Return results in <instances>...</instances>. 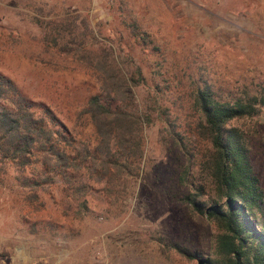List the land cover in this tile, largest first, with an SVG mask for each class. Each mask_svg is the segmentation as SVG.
<instances>
[{
  "label": "rangeland",
  "instance_id": "obj_1",
  "mask_svg": "<svg viewBox=\"0 0 264 264\" xmlns=\"http://www.w3.org/2000/svg\"><path fill=\"white\" fill-rule=\"evenodd\" d=\"M49 21L71 34L55 45L43 27ZM77 51H108L119 63L129 52L141 67L135 107L152 122L143 126L138 168L112 183L52 174L50 182L23 186V178H38L40 165L20 171L0 161V264H198L160 237L212 256L215 226L183 199L203 182L206 146L192 135L198 115L191 94L205 84L221 100L260 93L264 0H0V74L93 142L80 112L99 81ZM232 124L247 137L264 190V112Z\"/></svg>",
  "mask_w": 264,
  "mask_h": 264
},
{
  "label": "trees",
  "instance_id": "obj_2",
  "mask_svg": "<svg viewBox=\"0 0 264 264\" xmlns=\"http://www.w3.org/2000/svg\"><path fill=\"white\" fill-rule=\"evenodd\" d=\"M123 24L132 36L144 39L136 23L124 19ZM43 27L55 45L62 33L71 34L61 22H45ZM75 44L78 50L82 42ZM75 55L99 81V90L88 97L80 112L93 126V142L70 133L50 108L32 101L12 79L0 74V161H10L20 171L40 165L38 178H23V186L50 182L52 174L67 182L78 176L112 183L138 168L143 126L152 122L149 113L135 107L132 87L144 81L141 67L129 52L121 63L108 51ZM191 95V107L198 115L192 135L206 146L199 160L203 182L183 199L215 226L213 255L159 240L198 264H264V190L252 165L247 137L232 124L264 112V86L258 95L246 99L221 100L207 84L196 86ZM79 184V189L89 185Z\"/></svg>",
  "mask_w": 264,
  "mask_h": 264
}]
</instances>
